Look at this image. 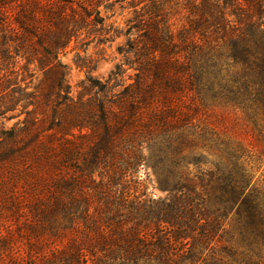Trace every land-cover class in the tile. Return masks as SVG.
Segmentation results:
<instances>
[{"label":"trees","instance_id":"trees-1","mask_svg":"<svg viewBox=\"0 0 264 264\" xmlns=\"http://www.w3.org/2000/svg\"><path fill=\"white\" fill-rule=\"evenodd\" d=\"M122 3L111 96L74 98ZM1 120L0 264H264V0H0Z\"/></svg>","mask_w":264,"mask_h":264},{"label":"rangeland","instance_id":"rangeland-1","mask_svg":"<svg viewBox=\"0 0 264 264\" xmlns=\"http://www.w3.org/2000/svg\"><path fill=\"white\" fill-rule=\"evenodd\" d=\"M131 13L132 11L127 8L126 3L117 4L110 10H102L105 28L101 30L102 25L98 26V28H95L96 31L92 36L84 33L80 38L72 41L66 52L60 55V61L67 67V81L72 87L74 98H77L78 95H82L84 98H94L98 95L99 98L107 95L111 96L107 93H98L96 88H86L88 86L87 79L92 78L105 83V81L110 79L111 73L117 71L116 66L124 63V59H129L127 54H122L125 48V37L121 36L120 38L113 39V41H105L103 38L107 32H109L108 36L113 35V31L116 28L119 31L125 29V20L131 16ZM132 73L130 70H125V73L122 74L124 78L120 77L119 79L128 83V75ZM117 90L118 88L113 89V91ZM231 118L234 119L235 116ZM14 122L15 120L10 122L1 120L0 126L11 127ZM232 122L234 121L231 120L228 123V128H232V131L243 137L241 125H234ZM261 175L262 179H264V164L261 166L258 176ZM152 186H155L154 182H152L150 188L156 196L164 197L166 195V193L158 189H153Z\"/></svg>","mask_w":264,"mask_h":264}]
</instances>
